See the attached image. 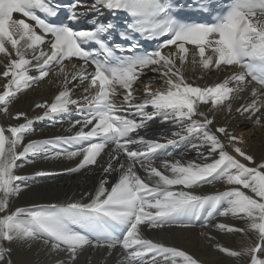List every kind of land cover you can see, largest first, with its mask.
<instances>
[{"label": "snow or ice", "instance_id": "snow-or-ice-1", "mask_svg": "<svg viewBox=\"0 0 264 264\" xmlns=\"http://www.w3.org/2000/svg\"><path fill=\"white\" fill-rule=\"evenodd\" d=\"M0 69V113L23 118L0 124V264H13L10 245L37 243L46 264H79L82 256L92 264L97 251L104 264L112 257L114 264H205L144 236L176 226L240 235L239 250L215 249L264 264V154L257 162L247 148L252 133L231 123L250 121L264 142V0H0ZM197 70L198 79L230 74L200 86L186 76ZM149 73L158 81H144ZM42 84L57 90L50 102L34 104L42 114L12 116L17 97ZM75 88L83 89L77 98ZM74 113L72 134L26 142L35 122L62 124ZM156 121L180 127L162 139L139 135ZM179 145L199 160L167 151ZM65 159L77 160L67 172H101L86 199L9 211L30 179L57 175L17 174L25 165ZM217 183L224 190H194ZM218 217L243 226L213 223Z\"/></svg>", "mask_w": 264, "mask_h": 264}, {"label": "bare ground", "instance_id": "bare-ground-1", "mask_svg": "<svg viewBox=\"0 0 264 264\" xmlns=\"http://www.w3.org/2000/svg\"><path fill=\"white\" fill-rule=\"evenodd\" d=\"M2 71V69H0ZM230 73H215L207 74L203 79H198L200 76L199 70L193 74L191 71L186 73L189 82L204 86L205 84H212L217 82V76L222 79L224 76ZM144 81L157 80L154 74L149 73L142 78ZM4 81L0 78V84ZM154 86L160 87L159 83ZM2 90V89H0ZM83 92L82 88H75L73 90V98L79 97ZM57 94V90L53 85L42 84L41 86L29 89L26 92L20 94L17 99L9 106V112L12 116H15L16 112L24 111L27 115L35 117L42 114V111L34 108L35 103H42L44 101H51ZM235 107V105H234ZM79 118L78 114L72 116L63 117L64 123L51 124V122L37 121L34 123L35 133L27 139H45L51 138L56 135H69L72 134L68 131L69 122ZM0 122L4 126L8 124L15 125L19 122H23V118L20 121L12 119L11 117H5L3 113H0ZM217 123H223L220 117H217ZM232 127L235 128L237 133H244L248 135L252 133L251 138L247 141L248 150L254 154L255 160L258 162L262 154H264V142H262L261 130L259 128H253L250 121H236L233 120ZM79 126H77L78 129ZM179 125H173L171 123H160L159 121L150 122L147 128L139 130V135L148 139H162L163 137L171 136L174 131L179 130ZM74 131V130H73ZM195 142V141H193ZM177 149V151H175ZM167 151H171L175 158H180V154L183 153L184 160H199L194 150H187L183 145L170 146ZM202 151L207 154L206 149ZM239 158V157H238ZM77 160H61V161H37L35 164L25 165V167L17 174H24L31 176L34 171L45 170L57 173L52 177H41L29 180V184L32 187L29 190L23 192L19 197L12 198L9 204V211H14L16 207H31L32 205H47V204H63L65 202H71L73 200H79L81 197H85L89 192H93L101 179V172L98 169H84L79 173H70L66 169L75 167ZM249 166H253L252 162H248ZM141 176H144L142 170H139ZM109 182L113 181V177H108ZM181 186H174V190H178ZM198 194L205 195L211 194L215 191L224 190V186L217 183L215 185H203L194 189ZM3 213H0L2 215ZM215 222H223L228 224H234L237 226H243L239 221L227 217H218ZM209 233L214 240L209 243L206 236H201V232ZM145 238L152 239L156 242L165 243L167 246L178 247L187 251L199 259L205 264H247V258L238 260L237 258L228 257L226 254L219 252L215 249V243H220L225 247L239 250V244L242 239L240 235H230L209 227L201 228L199 226L189 229H183L178 226L170 229L163 230H147L144 232ZM6 246H9L6 244ZM12 251L13 264H46L48 258L44 255L43 250L40 248V244H35L31 249L25 245L12 244L10 245ZM92 264H104V253L97 251L96 253H90ZM115 257L108 258L107 264H114ZM85 257L80 258L79 264H84Z\"/></svg>", "mask_w": 264, "mask_h": 264}]
</instances>
